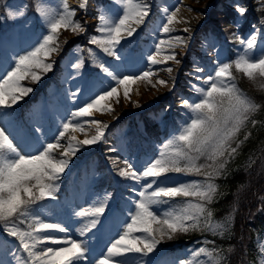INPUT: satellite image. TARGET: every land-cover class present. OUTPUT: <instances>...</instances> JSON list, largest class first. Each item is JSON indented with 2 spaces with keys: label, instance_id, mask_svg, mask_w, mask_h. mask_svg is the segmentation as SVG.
<instances>
[{
  "label": "rangeland",
  "instance_id": "rangeland-1",
  "mask_svg": "<svg viewBox=\"0 0 264 264\" xmlns=\"http://www.w3.org/2000/svg\"><path fill=\"white\" fill-rule=\"evenodd\" d=\"M96 1L97 3L94 4L88 0L86 8L81 9L79 4L83 1L68 3L69 0H66L70 8L76 9L74 21H78L86 30L74 32L71 28L60 29L58 34L60 50L52 53L45 61L53 64L52 70L39 72L41 76L39 82L32 81L30 76L21 81L22 86L31 87L33 91L11 109H5L9 113L5 119L11 121V130L18 134L19 150L30 152L39 147L41 140L54 142V137L62 130V124L70 118L69 114L82 106L95 91L107 89L109 85L117 87L119 102L114 96L101 103V108L106 109L110 106L111 111L94 109L91 117L85 118L97 119L108 125L104 139L96 144L82 147L71 158L65 173L57 181V198L55 200L42 201L33 206L35 214L44 222H58L68 229L67 233L49 230L56 236L64 237L66 235L69 239L85 240L91 249L90 258L99 257L109 241L118 239L117 233H123V222L128 215L129 207H131L128 197L133 196L131 189L138 187L136 182L126 180L118 175L120 169L126 168L124 161L128 160L134 168L138 171L141 170L146 161L158 158L159 152L165 151L164 145L174 135H179L183 127L190 123L193 113L188 108L182 107V100L198 102L200 93L193 86L207 87L203 84V80H196V76L206 79L210 73L214 74L213 69L218 60L221 63L228 62L232 64L230 72L234 78L233 82L244 95L245 93L238 84L240 79L244 80L247 87L249 86L253 92L264 93V77L257 73L253 78H249L235 67V60L243 54L244 46L240 43L241 38L247 40L251 35L258 34L257 46L252 55L255 58L264 52V16L261 17V27L253 26L244 33L235 30L229 37L223 35L217 37L211 32H201V26L212 7L218 10H221L223 6L232 8L236 15L234 26L239 29L247 17L248 6L264 9V0H146L150 5L151 14L145 18L144 23L137 28V32L132 37H127L126 32L122 33L124 39L117 50L122 52L126 58L121 61H116L114 57L103 53L98 46L90 43V38L93 35H100L97 32V27L101 23V16L114 21L119 15H122L123 4L118 0ZM0 4L3 8L0 11V57H6L5 62L0 64V79H2L3 75L14 67L12 57L31 51L35 46H38L43 35L47 34V23L40 15V10L48 9L60 13L63 11V0H0ZM237 4L247 8L243 17H240L236 11ZM177 7H179L177 20L182 22H174L170 26L174 28V31L165 34L161 30L162 24L166 22L164 10L174 11ZM10 11L15 13V18L9 16ZM132 26L135 27L134 24ZM185 28H188L189 31L184 32ZM174 36L183 37L185 43L165 49L162 56L175 52L176 59L180 63L169 60L163 64L150 65L146 57L155 51V44L162 39L167 40ZM71 42L72 45L69 46ZM90 49L95 52V57L90 54ZM81 60L83 61L82 67L75 69L72 65ZM100 63L110 69L119 67V71L124 74L139 75L142 70H151L153 75L147 80H136L135 83L129 85L130 99H126L124 86L116 85L115 81L104 74L99 67ZM168 68H171L172 71L168 72L166 70ZM197 68H202L204 71L197 72ZM160 80L167 81V83L161 85L158 83ZM33 94L35 98L28 101L30 102L29 106L23 107L22 103ZM253 103L258 107L249 115L248 122L231 141V147H235L236 152L230 156L228 153L225 154L227 163L222 173L236 162L240 155V148L245 145L248 139L255 137L262 130L264 108L256 102ZM224 105L227 106L226 98ZM154 106L158 108L156 113L152 112ZM170 106H173V110L171 118H168ZM21 110L26 112L24 118L21 116ZM133 112L136 113L137 124H139V114L147 112L149 120L155 126L157 125L158 129L167 128L166 135H161L159 140L149 138L144 133L143 127L140 126L143 140L138 137L132 140V137L136 135H131L132 125H128V121ZM252 121H255V124ZM37 128L40 129L39 132L35 131ZM94 135L95 127L86 124L84 132L69 129L61 139V144L66 147L71 136H75L77 140H84ZM261 137V135L257 136V141L260 144ZM129 138L134 142L130 143ZM172 150H174V146H170L166 151ZM261 150L264 151V144ZM62 151V148L57 149L53 155L57 159H62L64 158L61 156ZM92 152L106 154L107 170L109 174L116 176L113 186L111 185L114 189L113 193L109 186H102L101 183L102 177L105 175L104 170L98 169L96 164L102 160V157L98 155L100 159L95 166L83 163L85 161L84 154H90L89 157L94 158ZM243 158L244 156H241L240 159ZM248 158L245 157L244 161ZM196 163L211 164L212 161L201 156ZM206 171H210V169H202L199 175L168 173V176L174 182H200L203 184L208 182L204 175ZM218 177L211 181L217 185L213 200L222 188L217 182ZM63 187H65L64 192ZM113 197L114 206H118V210L110 218L103 231L95 235L89 233L81 237L79 230L88 218L77 216L75 213L98 206L103 200L113 203ZM189 202L203 203L194 196L177 197L167 204L154 206V211H157L158 214L164 211L179 213L183 210V206ZM212 202L206 204L205 207L211 210L213 222L224 226L223 230L218 229L213 232L201 227L190 229L188 232L178 231L172 234V239L165 237L157 249L148 256H143L140 253L128 254L125 257L127 264H179L181 260L190 262V264H211L210 258L206 255H194V252L202 246L210 250L215 249L214 255H219L221 264L225 258L223 250L220 245L217 246L214 243L215 241L209 240L207 234L211 233L219 237L225 235L230 230L231 221L230 217L216 218L211 206ZM29 223L30 221L24 223L17 221L18 226L24 230L28 229ZM201 223L203 224V217H201ZM156 227L158 225L153 224V228ZM137 235L140 234L137 233ZM157 238H159L158 235ZM167 245H176V247H171L166 251ZM255 245L258 254L251 264H264V233L255 239ZM49 246L56 247V245ZM18 248V239L9 236L4 227L0 226V261H3V264H17L13 254H22L17 253ZM22 255L26 256V254Z\"/></svg>",
  "mask_w": 264,
  "mask_h": 264
},
{
  "label": "snow or ice",
  "instance_id": "snow-or-ice-1",
  "mask_svg": "<svg viewBox=\"0 0 264 264\" xmlns=\"http://www.w3.org/2000/svg\"><path fill=\"white\" fill-rule=\"evenodd\" d=\"M87 2L88 0H83L79 8H86ZM118 2L123 4L122 15L114 21L101 16V23L97 27L100 35H93L90 43L98 46L108 56L114 57L116 61H121L126 58L117 50L124 39L122 33L126 32L127 37H132L149 15L150 5L146 0H118ZM235 7L240 17L246 14L245 6L237 4ZM164 11L166 22L162 24L161 30L169 34L174 31V28L170 27L174 22H182L177 20L179 7L174 11L167 9ZM40 15L47 23V34L43 35L38 46L31 51L13 56L14 67L0 79V226L4 227L9 236L18 239L17 253L26 254V256L13 254L17 264H127L125 257L128 254L140 253L148 256L157 249L165 237L172 239V234L178 231L188 232L190 229L201 227L213 232L218 229L223 230L224 226L213 222L211 210L205 207L212 202L217 191V185L211 181L222 174L227 163L225 154L228 153L230 156L236 152V148L231 147V141L245 126L249 115L258 105L246 97L233 82L234 78L230 72L232 64L221 63L218 60L213 69L214 74L210 73L206 79L196 76V80H203V84L207 86L206 88L193 86L200 93L198 102L182 100V107L188 108L193 113V118L183 127L179 135H174L164 145L165 151H160L158 158L146 161L139 171L128 160L124 161L126 168L120 169L118 175L136 182L138 187L131 189L133 196L128 197L131 207L123 222V233H117L119 238L110 240L99 257L90 258L91 249L85 240L69 239L66 235L58 237L49 231L67 233L68 229L58 222H44L35 214L33 206L42 201L55 200L57 181L65 173L71 158L82 147L96 144L104 139L108 125L97 119L85 118L91 117L94 109L111 111L110 106L106 109L101 108V103L109 98L116 96L117 102L119 100L116 86L109 85L107 89L97 90L82 106L69 114L70 118L62 124V130L54 137V142L41 140L39 147L34 151L19 150L18 134L11 130V121L5 119L9 116L5 109H11L33 91L31 87L22 86L21 81L30 76L32 81L39 82L41 80L39 72L52 70L53 64L45 61L52 53L60 50L58 40L60 29L71 28L74 32L86 30L78 21H74L76 9L70 8L66 0H63L62 12L41 9ZM9 16L15 18V13L10 11ZM133 24L135 27L132 26ZM183 31L187 32L189 29L185 28ZM257 35H251L247 40L240 39V43L244 46L243 54L235 60L236 69L249 78H253L257 73L264 77V52L255 58L252 55L257 46ZM184 43L185 40L181 36L162 39L155 44V51L149 53L146 59L150 65L163 64L169 60L180 63L176 59L175 52L163 56L162 54L165 49ZM89 51L95 57V52L91 49ZM5 59L6 57H0V64L4 63ZM82 64L81 60L72 66L80 69ZM99 67L104 74L115 81L116 85L124 86L126 99H130L129 85L136 80H147L153 75L151 70H142L137 75L124 74L119 71V67L110 69L102 63ZM166 70L172 71L171 68ZM196 71L203 72L204 69L197 68ZM158 83L165 85L167 81L160 80ZM225 98L227 106L224 105ZM252 123L255 124V121ZM86 124L95 127L94 136L84 140H77L75 136H71L66 147L61 144V139L69 129L84 132ZM35 131L39 132L40 129L37 128ZM37 139L39 140V137ZM170 146H174V150L166 151ZM61 148L63 149L61 156L64 158L57 159L53 153ZM201 156L212 163L197 164L196 161ZM205 168L210 171L204 172L208 182L203 184L174 182L168 176V173L199 175ZM193 196L198 197L203 203L189 202L179 213L164 211L158 214L154 211V206L167 204L174 198ZM112 200L113 203L103 200L98 206L75 213L77 216L88 218L79 230L81 237L103 231L118 210V206H114V197ZM17 221L20 223L30 221L28 229H21ZM153 224L158 227L154 229ZM215 252V249L210 250L202 246L194 252V255L204 254L210 258L211 264H220L219 255H214ZM0 264H3V261H0ZM179 264H190V262L181 260Z\"/></svg>",
  "mask_w": 264,
  "mask_h": 264
},
{
  "label": "trees",
  "instance_id": "trees-1",
  "mask_svg": "<svg viewBox=\"0 0 264 264\" xmlns=\"http://www.w3.org/2000/svg\"><path fill=\"white\" fill-rule=\"evenodd\" d=\"M261 15L262 11L251 8L248 21L240 30L249 28L256 16ZM208 16L203 26L205 32L209 30L220 35L221 33L229 34L235 30L234 15L229 9L223 8V11L212 9ZM239 84L246 89L253 102H257L264 108V93L253 92L242 80ZM145 128L150 135H156L152 127L145 126ZM258 135L262 136L261 144L257 141ZM258 135L250 138L241 148L244 158H249L245 161L244 158L238 159L227 174L219 179L222 191L213 202L216 216L222 217L227 214L232 216L231 233L217 239L218 244L224 248L226 264H250L256 255L255 237L264 231V151L261 150L264 144V123ZM89 162L92 163L94 160Z\"/></svg>",
  "mask_w": 264,
  "mask_h": 264
},
{
  "label": "bare ground",
  "instance_id": "bare-ground-1",
  "mask_svg": "<svg viewBox=\"0 0 264 264\" xmlns=\"http://www.w3.org/2000/svg\"><path fill=\"white\" fill-rule=\"evenodd\" d=\"M75 1H80V2H82L83 0H69L68 3L75 2Z\"/></svg>",
  "mask_w": 264,
  "mask_h": 264
}]
</instances>
